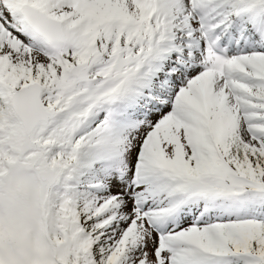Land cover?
Wrapping results in <instances>:
<instances>
[{
  "label": "snow or ice",
  "instance_id": "obj_1",
  "mask_svg": "<svg viewBox=\"0 0 264 264\" xmlns=\"http://www.w3.org/2000/svg\"><path fill=\"white\" fill-rule=\"evenodd\" d=\"M0 264H264V0H0Z\"/></svg>",
  "mask_w": 264,
  "mask_h": 264
}]
</instances>
